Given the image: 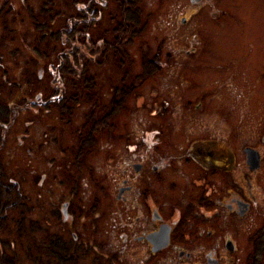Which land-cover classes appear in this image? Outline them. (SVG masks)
I'll return each instance as SVG.
<instances>
[{
    "label": "rangeland",
    "instance_id": "1",
    "mask_svg": "<svg viewBox=\"0 0 264 264\" xmlns=\"http://www.w3.org/2000/svg\"><path fill=\"white\" fill-rule=\"evenodd\" d=\"M4 1L0 0V5ZM9 2L12 10L8 11L7 6V14L2 12L4 17L0 15V24L6 18L7 24L15 30L9 33V37L2 38L0 26V100L9 104L11 110L6 123L0 120V176L4 186L11 190V201H16V198L21 200L15 207L4 211L3 216L0 214V217H7L9 223L5 229L9 233L8 237L16 239L11 235L14 234L12 227L18 230L20 241L13 244L18 264H43L46 259L40 250L53 239H58L69 256L74 258V255H79V249L73 245H77L79 240L76 232H85L80 228L81 223L92 221L95 215L100 218L97 223L102 236L96 235L97 242L106 240L110 250L123 254L119 255L121 263L129 264L126 253H123L125 234L122 230L125 221L130 220L129 202L115 204L118 183L123 177L134 174V163L155 160L156 140H167V137L176 140L174 138L184 133L183 130L191 135L195 129L202 134L230 139L222 141L229 144L230 151L237 158L234 176L238 174L240 166L245 164V146L260 153V167L249 176L247 187L248 192L251 191L255 196L253 209L240 220L234 236L224 241H233V253L241 257L244 255V264L245 260L247 264L248 255L252 264H264L261 247L264 238V0H140L137 5L138 20L143 29L126 44L128 56L133 61L126 84H122L121 80L128 66H120V58H108L97 66L91 63L89 67L95 78L96 97L93 100L82 97L78 103L71 104L72 112L68 116L60 113L54 101L65 93L66 83L49 63L47 69L39 68L48 61L38 53L48 42L45 36L48 29L40 32L34 28L30 11L21 9L25 6L23 0ZM29 2L37 10L40 0ZM63 7L60 1V9ZM106 7L108 12L98 20L97 26L85 32L82 40L86 42L85 45L70 43L72 46L79 45L80 53L87 54V43L97 46V41L101 39L114 42L115 37L121 35L116 29L122 22L123 9L112 0L107 1ZM38 20L47 21V16L39 12ZM57 24L58 19H55L53 28ZM42 36H45L44 39ZM191 42H194L193 52L181 54L179 47ZM169 55L174 58V64L169 65V61H166L163 68L155 70L154 76L135 78L144 73L141 58ZM189 57L193 59L187 61ZM186 62H192L193 65H185ZM28 70L30 79L26 81ZM36 73L42 75V83L48 81L56 91L48 101L38 90L32 96L26 93L33 91L31 86L33 74ZM186 74H189L188 78ZM12 83L16 85L12 87ZM116 85L119 88L132 87L133 92L126 106L113 113L109 110L112 90ZM76 88L83 93L82 88ZM198 89L205 90L208 103L220 105L214 108L224 110V119L215 111L202 120L193 117L189 123L177 117L176 106L181 104V98ZM162 100L171 106L169 114L159 112ZM91 117L99 121L103 119L106 124L89 137L85 123ZM82 132V135L86 133L88 140L97 142L93 152L86 157V164L77 168L73 158L81 139L78 134ZM117 140L119 142L116 143ZM120 140H134L135 148ZM145 142L150 147H143ZM64 145L69 146L66 155L57 150H62ZM54 167L66 184L58 186V177L52 193L47 191L50 179L54 176L51 173ZM94 180L105 185L108 198L114 200V205H105L102 201L94 215L87 218L80 216L79 230L73 229L70 222L73 217L65 219L59 213L65 202L68 205L79 203L87 211L99 193ZM76 184L79 189L74 194L77 199H74L70 190ZM65 192L68 193V199L63 197ZM51 195L54 199L50 198ZM117 205L121 213L114 210ZM10 218L22 224L17 226ZM30 221L32 227L29 229ZM39 243L41 245L38 247ZM96 252L94 249L93 253H89L87 260H92ZM230 253L225 249L222 251L226 258ZM207 258L199 251L187 261L191 264H209ZM180 260L177 252H169L159 258L156 264H177ZM131 264H137L133 258Z\"/></svg>",
    "mask_w": 264,
    "mask_h": 264
},
{
    "label": "flooded vegetation",
    "instance_id": "2",
    "mask_svg": "<svg viewBox=\"0 0 264 264\" xmlns=\"http://www.w3.org/2000/svg\"><path fill=\"white\" fill-rule=\"evenodd\" d=\"M193 44L194 42L189 45L185 44L180 46L178 50L181 54L183 52L191 54ZM192 59L193 57H189L187 61ZM173 60L174 58L170 55L157 58L145 56L141 58V64L144 62L152 63L156 65L158 70L163 68L166 61H169V65L174 64ZM123 62L133 64L131 58ZM189 64L193 65L192 62L185 63V65ZM155 74L156 72H147L139 74L135 78L146 79V77ZM123 75L121 82L125 80L127 82L128 74L124 73ZM188 76L189 74H186L187 78ZM117 86L119 85L113 87L111 106L109 105V111L113 112L118 111L117 105H121L120 109L126 106L128 97L133 92L121 95ZM190 92L194 94L184 95L181 98V104L176 106L179 119L189 123L193 117L196 120H202L214 111L220 114L222 119L225 118L224 110L214 108L220 105L207 102L204 89ZM94 96L96 97V94ZM159 108V112L165 115L171 112V106L165 104L164 100L161 101ZM183 131L185 134L179 133L174 138L176 140L168 137L167 140H156L154 144L157 145V151L153 157L155 160L150 161V163L146 161L134 163V174L123 177L122 181L118 183V190L114 197L115 204L129 202L128 211L130 215V220L125 221V227L122 228L125 234L123 253H126L129 264H131V258L137 264H151L152 262L156 264L159 258L166 256L169 252H177V256L181 259L177 264H191L187 260L199 251L208 257L207 263L209 264H224L230 261L232 264L233 262L244 264V255L241 257L240 254L236 256L233 253L235 252L233 241L228 239L225 242L224 239L234 236L240 220L245 218L253 209L252 204L255 196L251 191L248 192L247 187L249 176H252L254 170L248 172L245 154L246 165H241L238 174L234 176L237 158L230 151L229 144L222 141L230 140L228 137L219 138L209 133L202 134V132H197L198 129L190 133L191 135H188L187 130ZM82 134L83 132L78 134L81 139L77 143L73 158L77 168L86 164L85 159L93 152L97 142V140H83ZM123 141L121 142L135 148L134 140ZM68 147L64 145L62 150H57L66 155ZM143 147H150V144L145 142ZM60 159H62V154ZM135 164H139L140 168L136 169ZM51 173L54 176L50 179L47 192H52L55 189L56 186L54 185L58 177L60 179L57 183L58 186L66 184L65 179L62 180V175L57 174L55 167ZM90 174L93 175L91 169ZM74 178L75 175L73 180ZM94 181L99 193L94 197L87 211L82 209L79 203L72 202L68 205V202H65L63 210L59 213L65 219L73 217V221H70L73 229L79 230L78 219L80 216L87 218L94 215L102 201L105 202V205H114V200L108 198L109 194L105 190V185L100 184L98 180ZM78 189V184L71 187L70 193L74 199H77L74 194L78 192ZM160 193L161 196H159ZM63 197L68 199V193L65 192ZM50 198L54 199V196L51 195ZM246 204H248V210L241 214ZM118 207L119 205L114 210L121 213ZM177 213L178 216L175 217ZM98 218L95 215L92 221L81 223L80 228L84 229L85 232H81V234L76 232L77 237H79L78 244L73 243L80 253L74 255L77 261H69L67 264H75L76 262L79 264H122L119 257V255H123L120 254L121 252L110 250L106 240L97 242L96 235L102 237L98 229L99 223L97 221L100 219ZM37 223L40 224L39 221ZM91 224L94 226L92 227ZM161 229H168L167 241L164 245L165 233H160ZM228 241L232 242L233 250L227 248ZM94 249L97 252L92 260L88 261L87 255L93 253ZM224 249L231 252L227 258L223 257L222 251ZM248 256L246 258L247 264H252V259H249Z\"/></svg>",
    "mask_w": 264,
    "mask_h": 264
},
{
    "label": "trees",
    "instance_id": "3",
    "mask_svg": "<svg viewBox=\"0 0 264 264\" xmlns=\"http://www.w3.org/2000/svg\"><path fill=\"white\" fill-rule=\"evenodd\" d=\"M23 1L25 2V6H22L21 9L30 11V17L32 19L31 24L34 28L40 32H46V29H48L45 33V36L48 37L46 40L48 42L44 44L41 52L38 51L42 59L48 61L45 63L44 67L39 66V68L40 70L47 69L49 63L50 66H53L54 72H57L60 78L66 83L67 88L65 89V93L60 98L54 100L61 114H67L66 116L71 114L72 105L78 103L82 97H86L87 100H93L95 94V78L90 72L89 65L91 63L97 66L108 58H120L119 65L128 66L125 73L129 74L132 64L123 61L129 58L126 44L131 42L143 29L142 24L140 25V21L138 20L139 9L137 5H139L140 0H112L119 3V7L123 9L121 13L122 22L116 29L121 35L115 37L114 42L101 39L97 41V46H89V43H87L86 55L80 53L79 45L72 46L70 43H84L85 45L86 42H82L85 32L90 28L92 29L95 25L97 26L98 20H101L102 15L108 12V7H106L108 0H40L37 10H34V6L30 4L29 0ZM60 1H62L64 5L62 9H60ZM7 6L9 9L8 11L12 10L13 7H11V2L5 0L0 5V15L3 16L2 12L7 14ZM83 6H86V8L84 9ZM39 12L47 16V21H45L46 19L43 21L38 20ZM113 17L116 18L115 15H113ZM55 19H58V24L57 27L53 28ZM0 26L2 27V38L9 37L10 32H15L13 28H10L12 25L7 24L6 18H4ZM45 36H42V39H44ZM67 38L70 40L68 41ZM57 42L59 44H57ZM50 51L51 53L48 54ZM75 65L80 69H77ZM142 68L144 73H153L156 70V65L144 62ZM4 73L6 74V71H4ZM33 77V86H31L33 91H27V94L31 95L34 91L36 92L38 90L39 93L45 95V100L55 94L56 91L49 85L48 81L42 83V75L36 73L33 74ZM28 79H30L29 70L25 75V80L28 81ZM12 82H15V80ZM122 84H126V82L122 81ZM15 85L16 84L12 83V87ZM35 85L36 87L34 88ZM70 87L72 89L71 92H69ZM76 87L82 88L83 93H80ZM66 91L68 92L66 93ZM131 91H133L132 87L122 86L119 88V94L121 95H126ZM45 105L48 106V104ZM117 106L119 110L121 105ZM9 109L10 105L0 100V120H3V123H6L10 116L11 110ZM103 124H106L103 119H101V121L94 117L88 119L85 125L87 126V134H89V137L94 131L103 128ZM83 137L88 140L86 133ZM10 198L11 190L4 186L2 176H0L1 216H3L2 214L4 211L6 212L8 208L15 207L21 200L20 198H16V201H11ZM6 219L7 217H0V264H18L17 253L13 247L16 245L17 240L20 241L18 230L13 228L15 226L12 227V232L14 234L11 233V235L16 239L8 237L9 233H6L7 229L5 228L8 226L9 222H7ZM9 220L17 226L22 224L19 220L11 218ZM34 225H36L35 222ZM31 227L32 224L30 221L28 228L30 229ZM57 240L53 239L52 242L49 241V245L42 247L43 250H40L46 259L43 264H67L69 261L74 262L75 257L69 256L66 248L61 246ZM262 243L261 247L264 251V238L262 239ZM40 245L41 243L37 246L39 247Z\"/></svg>",
    "mask_w": 264,
    "mask_h": 264
},
{
    "label": "water",
    "instance_id": "4",
    "mask_svg": "<svg viewBox=\"0 0 264 264\" xmlns=\"http://www.w3.org/2000/svg\"><path fill=\"white\" fill-rule=\"evenodd\" d=\"M182 21L184 22L185 19H182ZM263 141H264V135H263ZM245 151V154H246V163L248 165V168L250 170H256L257 168L260 167V153L254 149V148H251L249 146L245 147L244 149ZM134 167L136 169L140 168V165L139 164H135ZM248 210V204L244 205V209L242 210L241 214H244L245 211ZM165 233V236H164V240H163V245L166 243L167 241V235H168V229H161L160 233ZM150 238V237H149ZM151 239V238H150ZM152 240V239H151ZM227 248L229 250H232L233 249V245H232V242L231 241H228L227 244H226Z\"/></svg>",
    "mask_w": 264,
    "mask_h": 264
}]
</instances>
